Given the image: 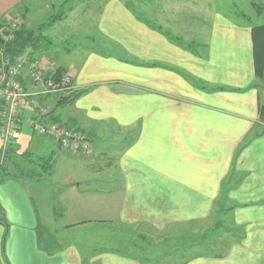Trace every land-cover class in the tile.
Listing matches in <instances>:
<instances>
[{
    "label": "crops",
    "instance_id": "0c3cea01",
    "mask_svg": "<svg viewBox=\"0 0 264 264\" xmlns=\"http://www.w3.org/2000/svg\"><path fill=\"white\" fill-rule=\"evenodd\" d=\"M192 1L0 0V22L20 17L21 27L48 45L78 40V49L65 50L71 61L47 65L42 50L33 58L73 79L77 98L63 107L50 98L45 104L90 145L87 152L62 151L33 135L25 124L31 110L23 104L8 161L19 171L26 158V167L36 164L42 173L0 177V264H264V133H253L264 130L258 117L264 87L254 77L251 42L261 18L231 20L207 0L205 17ZM185 5L189 10L180 8ZM53 10L56 16H44ZM189 13L182 25L187 20L180 16ZM119 134L120 146H103ZM57 152L87 164L67 176L68 168L51 165ZM103 155L115 160L92 163ZM82 172L91 179L74 180ZM63 206L72 221L64 228L56 226ZM211 218L232 230L227 251L186 250L177 262L114 247L87 252L53 234L103 221L165 231ZM39 230L55 237V250H44Z\"/></svg>",
    "mask_w": 264,
    "mask_h": 264
},
{
    "label": "rangeland",
    "instance_id": "374dc122",
    "mask_svg": "<svg viewBox=\"0 0 264 264\" xmlns=\"http://www.w3.org/2000/svg\"><path fill=\"white\" fill-rule=\"evenodd\" d=\"M128 1L131 3V5H134V6L141 4V3H145L149 6H152L157 0H128ZM193 1L194 3H190V4L196 8L202 9V10L197 9L199 12H202L204 8L203 7L204 5L202 4H205V0H193ZM207 3H210L214 12H219L220 14H223L224 16L226 14V16L229 17L231 20H236V21L244 22V23L247 20V21H250V23L256 24V20L258 21V19L255 14L257 13L258 7L264 11V0H207ZM178 5H181V3ZM180 8L189 10L190 6L185 5L183 7L181 6ZM55 12L56 11L53 10L52 13L50 12L51 14H47L44 16H47V17L52 16V15L56 16V14H54ZM166 13L169 17L171 15L173 16L174 15L173 8L168 7L166 9ZM202 13L204 16L208 15L209 12L207 13V7H205V10ZM190 14L191 13L180 16L181 18L187 20V21H184L182 25L185 24V22H189L188 19H189ZM195 15L197 17L199 16V14H196V13ZM262 18L260 22L263 21ZM13 19H20L21 25H22V19L20 17H15L7 21H3L1 23L0 32L9 33L12 28ZM36 20H38L39 22V20H42V19H36ZM253 20L255 23L253 22ZM21 25H19V28ZM188 26L189 27L195 26L194 28L198 27L196 24L194 25L192 24ZM192 31L193 30H191V32ZM172 32L176 34L175 33L176 31L172 30ZM39 35L40 34H38V36ZM60 42L58 40H55L54 45H48L42 42V47H41L42 49L40 48V50L44 51L41 54L44 53L43 56H44V60L47 61L46 62L47 65L49 64L60 65V64H63L64 62L71 61L73 59V54L68 56V54L65 53V50L69 49L70 51L73 52V50L78 49L79 47L78 40H68L65 43L63 42L60 43ZM81 42L82 41H80V43ZM43 48H46L47 52ZM95 49H97V47H95ZM23 73L25 75V71ZM259 93H260V102L264 104V91L261 90ZM50 99H53V97H51ZM54 99H58V98H54ZM47 108L51 112V109L48 106ZM18 126L19 124L17 125V128ZM2 129H3V126L1 123L0 131ZM32 134L35 135L33 132ZM35 136H40V135H35ZM117 136L119 137V141H116L114 143L104 142L102 143L103 146L107 147L112 144L115 146L116 145L120 146L121 139L124 135L119 134ZM10 142L11 140L7 142L6 145H3V143L0 140V153L2 152L1 149H3V147L6 151L5 152L6 154L3 157H1L0 155V177L1 178L5 179L7 176H24L25 174L30 176L31 173L33 174L42 173L41 169L39 168L41 166L38 167V165L36 164L26 167V158L22 160V166H21L22 170L18 171V169H15L14 171L12 167L10 166V163L12 162L8 161V155H9L8 150H10ZM26 148H28V143L24 144L23 151H25ZM62 155H64L62 152H57L56 155L53 157L54 160L53 162H51V165H53L55 168L56 167L68 168L69 170L68 171L66 170L67 176H71V175L75 176L76 174L74 175V173L77 170L79 171L80 169H82L87 164L83 160L77 159L75 157L66 156L67 157L66 158V157H63ZM107 155L97 157V159H94L92 163L97 164L99 167L101 166L104 167L105 163L108 160H112V161L115 160L114 158H111V157L109 158ZM41 164L42 163H40L39 165ZM18 168H20V166ZM71 171L72 173H70ZM21 174H24V175H21ZM81 176L82 177H80L79 180H77L76 178L74 180L83 181L84 178L86 180L91 179L90 175L88 176L85 175V172L84 173L82 172ZM47 192L48 193L44 192V194H46L45 195L46 197L49 196L50 191H47ZM61 208L63 209V211L60 210ZM61 208H59L58 213H60L62 216H61V219L57 220L58 224L56 226H63L64 228L65 225L70 224L72 222L71 220H68V218H70V211H68L69 209L67 208H71L72 210L73 206L67 205V208L64 206ZM217 208H219L218 205L215 208V211ZM55 209L57 211L58 208L55 207ZM76 214L77 213L72 212V215H76ZM213 219L214 218H211L209 222H206L204 224H201V223L192 224L191 223L188 225L187 224L173 225L167 228L165 231L156 230L155 227L151 228L145 225H138L137 227L136 226L127 227L124 225H120L118 223H109L107 221L99 222L100 224H97V225L95 223V224H92L91 226H89L88 223H85L83 225H80L82 224L80 223L79 225H76L75 231L73 230L67 231L65 228V231L59 230L60 232L59 231L57 233L53 232V234L55 235L57 239H59L61 243H67V242L68 243H72V242L81 243L82 246L85 248V251L87 252L91 250L94 251L102 247L103 248L105 247L106 249L114 247L116 250L121 251V252L133 253V255L139 256L140 259L145 258L148 260L150 259L153 260V258L162 254V256L164 255V257L169 258L171 261L177 262L179 261V258L185 257L186 250H188V253H192L194 255L204 254L206 251L210 252L209 254H212L213 248H214V254L215 253L217 254L218 251H221V253L222 252L225 253L227 251L226 249L229 245V242L231 241L229 239H231L232 230L226 223L221 222L219 220L213 221ZM51 224H55V222H52ZM44 237L47 239L49 237L53 239L55 238L54 236H52L51 234L49 235L48 233H45ZM140 247L143 248L142 252H140L139 250Z\"/></svg>",
    "mask_w": 264,
    "mask_h": 264
},
{
    "label": "built area",
    "instance_id": "2783aa9c",
    "mask_svg": "<svg viewBox=\"0 0 264 264\" xmlns=\"http://www.w3.org/2000/svg\"><path fill=\"white\" fill-rule=\"evenodd\" d=\"M19 25L20 19H13L10 32L18 30ZM7 40L8 37H4V41ZM20 77L27 79V88L24 89L20 84ZM76 91L77 86L66 73H46L37 63L26 57H19L11 63L9 57L0 49V124L3 126L0 140L3 145L12 139L17 130L22 103L25 100L32 111L26 121L31 132L47 137L62 151L87 152L90 148L87 137L53 122L50 118L51 112L45 104L48 98L59 100ZM1 151L3 157L6 154L4 147Z\"/></svg>",
    "mask_w": 264,
    "mask_h": 264
},
{
    "label": "trees",
    "instance_id": "16d2710c",
    "mask_svg": "<svg viewBox=\"0 0 264 264\" xmlns=\"http://www.w3.org/2000/svg\"><path fill=\"white\" fill-rule=\"evenodd\" d=\"M256 14L257 16H260L261 18L263 17L262 18L263 21L260 25L253 26L251 28L253 70H254L255 79L261 82L262 86L264 87V11L258 7ZM1 23L2 22H0V27H1ZM21 26L18 30H14L11 33L10 32L9 33L0 32V47L3 50V54L9 57L11 63H13L19 57H26L28 58V60L37 63V66L44 72L46 73L52 72V71H47L46 69H44L42 65L39 63V61L33 58V55L36 53V51H39L40 48L42 47V40L39 37L34 36L33 32H29L23 29ZM4 37H8V40L4 41ZM170 38L172 40L177 41L178 43L182 45H186L189 47L193 46L190 44H183V42L180 39H177V38L173 39L172 37ZM56 72L64 73V71H62L61 69H57ZM18 80L24 89L27 88L26 78L20 77ZM79 95H80L79 92L77 93L75 92L69 96L63 97L57 101V106L59 107L67 106ZM24 101L22 104L25 103ZM0 108H1V104H0ZM258 117H259V121L264 123V106L263 105L258 106ZM50 118L56 124L69 129L68 127L58 123L55 119H53L52 113L50 114ZM19 122H20V116H19ZM69 130H72V129H69ZM253 133L258 136V135L263 134L264 130L262 131V130L255 129L253 130ZM2 224L6 225L4 220H2ZM39 233H40L39 243L43 244L44 250L51 252L57 248L52 238L49 237L47 239L44 237L45 232L43 231L41 232L39 230ZM145 260H148V259H145Z\"/></svg>",
    "mask_w": 264,
    "mask_h": 264
}]
</instances>
